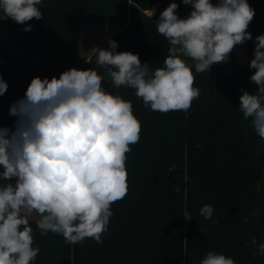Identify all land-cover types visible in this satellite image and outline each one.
<instances>
[{"label":"trees","instance_id":"obj_1","mask_svg":"<svg viewBox=\"0 0 264 264\" xmlns=\"http://www.w3.org/2000/svg\"><path fill=\"white\" fill-rule=\"evenodd\" d=\"M248 3L255 15L247 29L252 39L247 40L245 66L233 59L230 73L214 64L208 73H195L194 61L187 58L193 65L194 87L200 89L187 112L152 111L134 89L115 88L104 77L105 90L130 101L142 125L139 142L127 154V195L112 204L102 244L85 239L72 245L52 232L42 236L38 218H29L33 246L40 249L34 264H200L208 251L231 257L236 264H264V255L250 244L253 236L264 242V139L239 110L240 89L255 93L248 87L255 72L249 63L255 38L264 34V0ZM156 4L154 17L144 13ZM169 4L170 0H42L40 20L18 24L0 19L32 57L46 59L50 80L71 68L104 74L94 52L88 61L78 60L83 22L124 24L98 47L108 50L109 40H114L117 52L138 54L152 69L163 67L170 44L157 32L156 20ZM28 25L31 30L24 31ZM0 76L8 85L0 96V128L14 129L17 118L9 109L24 98L31 78L26 61L16 59L2 44ZM205 204L215 209L210 220L199 214ZM185 210L192 215L190 221L183 216ZM253 211L258 212L255 218Z\"/></svg>","mask_w":264,"mask_h":264},{"label":"clouds","instance_id":"obj_2","mask_svg":"<svg viewBox=\"0 0 264 264\" xmlns=\"http://www.w3.org/2000/svg\"><path fill=\"white\" fill-rule=\"evenodd\" d=\"M41 3L0 0V18L18 24L40 20ZM182 3L192 8L185 18L178 17V4L173 2L156 20L157 32L170 44L163 67L152 69L138 54L117 52V43L109 40L108 50L92 49L103 75L91 68H71L59 78L37 76L24 98L10 106L9 115L17 118L14 129L0 128V264H34L40 249L33 246V213L42 236L59 234L72 245L85 239L103 243L112 204L127 195V154L142 130L132 103L102 86L105 76L115 88L134 89L145 108L187 112L200 89L194 87L193 65L184 58L194 61L195 73H208L214 63L226 62L236 45L252 39L247 29L255 11L248 0ZM30 30L31 25L24 28ZM249 67L255 69L250 80L258 91L240 89L239 110L264 139V34L255 38ZM7 87L0 76V96ZM214 211L205 204L199 214L210 220ZM257 215L253 211V218ZM183 216L192 219L187 210ZM250 244L264 255V242L253 236ZM200 264L236 261L208 251Z\"/></svg>","mask_w":264,"mask_h":264},{"label":"rangeland","instance_id":"obj_3","mask_svg":"<svg viewBox=\"0 0 264 264\" xmlns=\"http://www.w3.org/2000/svg\"><path fill=\"white\" fill-rule=\"evenodd\" d=\"M178 4V7H182V13H183V17L185 18V14L187 12V7L186 5H184L182 3L181 0L176 2ZM86 27H89V30L87 31V29L83 28V33L85 32V34L82 35V39H81V45H80V51H79V58L84 59L86 52L89 48V46L95 41L97 40V38L100 39V36L103 35L104 30L101 26V24H96L99 26H96L97 28H93V26H90V24H84ZM115 27V25H112ZM97 31H96V30ZM0 44L4 45L6 47V49L8 51H10L11 53L14 54L16 59H26V66H27V70L28 73L31 77V80L34 77L39 76L40 78H45L46 77V63L44 60L39 59L33 63H27V58H30V54L28 51H26L25 49H23L22 46H20L18 44V42L15 40V37L13 35V33L11 32L10 29H8L4 23L2 22V19H0ZM89 44V46H88ZM239 45H236L235 48L233 50L236 49V47H238ZM238 53H241L242 50L240 49V47H238L237 49ZM234 52L232 51L226 62H221V63H214V65H220L224 68L225 71L227 72H231L233 71V65H232V60L235 59V62L238 66L240 67H244L245 64L243 62H241L240 64H238V59H236V57L234 56ZM185 60L187 58H184ZM248 87L252 88L254 90V92L258 91V86L253 83L250 80V77L248 78ZM30 219H36L38 218L36 216L35 213H33L30 217Z\"/></svg>","mask_w":264,"mask_h":264},{"label":"crops","instance_id":"obj_4","mask_svg":"<svg viewBox=\"0 0 264 264\" xmlns=\"http://www.w3.org/2000/svg\"><path fill=\"white\" fill-rule=\"evenodd\" d=\"M177 1L179 0H170V3H176ZM182 1V0H181ZM129 3H131V1H129ZM187 8V12H186V16L190 13V11L192 10L191 6L188 5L186 6ZM150 10H154V15L152 17H154L157 12H158V4L152 6L151 8L147 9L144 11V13L148 16H150ZM177 11V15L179 18H184L183 17V13H182V7H178V9L176 10ZM185 16V17H186ZM151 17V16H150ZM84 24H90V26H93V28H97L96 26H99V25H96V24H101L103 30H104V34L100 36V39L97 38V40H95L88 48L87 52H86V55H85V58L84 59H81L79 58V54H78V60L80 61H88L90 56L92 55L93 51L92 49L94 47H98L99 43L106 37H108L109 35L123 29L125 27L124 24L122 23H113V22H83L80 24V31H79V51H80V45H81V39H82V35L85 34V32L83 33V28L87 29V31L89 30V27H86ZM112 25H115L112 26ZM96 30V29H95ZM97 31V30H96ZM238 47H240V49L242 50L241 53H238L237 52V49ZM238 47H236L235 50H233V52L235 53L234 56L236 57V59H238V64H240L241 62H243L244 64H246V56H247V41L243 44H240ZM235 48V47H234ZM31 56V55H30ZM27 63H33L39 59H42L45 61L46 63V59L45 58H34V57H30V58H27ZM22 60H26V59H22ZM31 78V77H30Z\"/></svg>","mask_w":264,"mask_h":264}]
</instances>
